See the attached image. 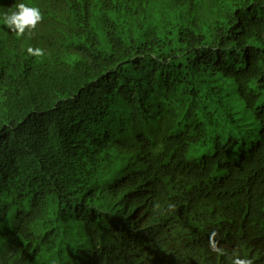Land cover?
I'll return each instance as SVG.
<instances>
[{
  "label": "trees",
  "instance_id": "obj_1",
  "mask_svg": "<svg viewBox=\"0 0 264 264\" xmlns=\"http://www.w3.org/2000/svg\"><path fill=\"white\" fill-rule=\"evenodd\" d=\"M0 264H264V0H0Z\"/></svg>",
  "mask_w": 264,
  "mask_h": 264
},
{
  "label": "rangeland",
  "instance_id": "obj_2",
  "mask_svg": "<svg viewBox=\"0 0 264 264\" xmlns=\"http://www.w3.org/2000/svg\"><path fill=\"white\" fill-rule=\"evenodd\" d=\"M238 100H239V104H238V113L237 115L240 117H245V118H249L252 122H255V117L254 115L251 113V110L247 109L244 105L243 100L238 96ZM212 146L210 145V151L209 153H212ZM189 159H194V160H199L202 157L201 152L199 151H190V153L188 154ZM223 171L217 172L214 171L211 175L212 178L217 177L219 175L222 174ZM76 225V223H74ZM71 227H75V226H71ZM77 227V226H76ZM78 228V227H77Z\"/></svg>",
  "mask_w": 264,
  "mask_h": 264
}]
</instances>
